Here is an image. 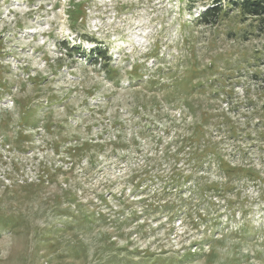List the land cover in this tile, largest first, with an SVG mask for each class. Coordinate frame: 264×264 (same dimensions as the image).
<instances>
[{
	"label": "rangeland",
	"instance_id": "374dc122",
	"mask_svg": "<svg viewBox=\"0 0 264 264\" xmlns=\"http://www.w3.org/2000/svg\"><path fill=\"white\" fill-rule=\"evenodd\" d=\"M211 3L0 0V80L11 85L0 86V264H264V160L247 130L237 140L259 180L228 182L223 194L192 189L193 179L172 186L177 169H189L196 122L217 130L214 115L243 120L248 106L257 114L237 129H253L264 110V25L227 7L199 24ZM95 43L115 79L87 55L66 56L65 46L87 54ZM203 169L202 186L221 179ZM195 211L207 213L201 232L228 235L212 255ZM199 239L197 254L184 256Z\"/></svg>",
	"mask_w": 264,
	"mask_h": 264
},
{
	"label": "trees",
	"instance_id": "16d2710c",
	"mask_svg": "<svg viewBox=\"0 0 264 264\" xmlns=\"http://www.w3.org/2000/svg\"><path fill=\"white\" fill-rule=\"evenodd\" d=\"M233 8V10L237 9L241 13H243L245 16H248L250 18H253L257 20L258 22L262 23L264 25V0H213V3H211V6H208L198 17V22L199 24L202 25H212L213 23L217 22L219 17L221 15L227 14V11L225 13V8ZM79 12V10H78ZM83 14V12H82ZM72 28H74V25H72ZM64 49L67 51L66 56L69 58L72 57H80L83 56L88 58V63L89 65L96 67L98 66L99 69H102L104 73L106 74V77L108 79L110 76L112 79L116 78L115 72L112 70V60L110 56L107 54V50L100 44L95 43L94 46H92L86 54L83 49H78L77 47L74 48H69L68 46H65ZM2 66V65H0ZM131 73V70L129 74ZM130 75H135L134 73ZM253 78H257V75L252 73ZM0 81V86H5L4 89H8L9 86H11L8 82L5 80L1 79ZM142 80L138 79L137 83H140ZM143 82V81H142ZM34 83V82H31ZM135 83V82H134ZM161 84L157 83V80L151 81V86L153 88H159ZM172 86H175V82L171 83ZM3 90V89H1ZM149 94V91H147ZM149 95H154L153 93ZM4 93L0 91V99L4 97ZM55 96V95H54ZM53 96V97H54ZM212 96H215V93H212ZM264 96V94H263ZM50 96V99H47V104L49 101L53 98ZM17 103L16 99H13ZM33 107V104H31ZM238 108V107H237ZM253 110L252 107H245L243 109V112H248L244 113L245 117L243 120H238V119H232L233 117L231 114H229L226 110L224 113H217L214 115L210 120L213 121L214 125L217 127V130L214 128H209L207 126V120H203V122L199 121L196 122V126L194 127V130L192 134L189 137V149H188V154L184 153V157L186 158L185 160L188 162V168L186 171H184V168H178L177 173H176V179L174 180L178 184H173L172 186H178L181 187L184 185L185 182L193 179L192 182V189H197L198 187H212L220 194H223L222 190L225 188L224 185L228 182H233L234 180H239L242 177H245L248 180H253V179H260L261 173H259L258 170H256V166L251 164V163H246V161L243 159L242 153V146L238 142L237 137L241 136L239 134H242L244 131L245 134L248 136L249 139L254 140L256 142V145H258L259 149L261 152L259 155L262 157L264 160V136H259V135H253V132L264 128V121L261 119L264 117V110H262V114L260 115L259 119L255 121L253 124V129L249 128H244V129H237V125L240 122H243V124H246L249 120L253 119L255 114V111H250ZM241 110H239L240 112ZM29 112L26 111L24 115H27L30 117ZM238 133V134H237ZM237 134V135H235ZM229 139V142L228 140ZM263 140V141H261ZM226 143H228L231 146L230 153L227 152L226 150ZM186 145L183 146V148ZM73 148H79V146H74ZM180 151H174L170 156H173L174 160H179L180 157L178 155ZM235 156L240 162L235 163L231 161V156ZM206 162V166L211 167L212 165L216 169H212L213 171L215 170L216 172L220 175L221 179H216L212 183H208L207 179L204 180L203 186L201 183L198 181V172L200 169H203V164ZM255 166V167H254ZM204 171V172H203ZM203 179L205 176L211 173V169H203ZM223 178V179H222ZM183 180L182 182L180 180ZM191 188V186H190ZM206 188V187H205ZM65 196H72V194L65 193ZM206 196V195H205ZM69 199H72L75 202L80 201L76 196L68 197ZM155 203V202H154ZM153 203V204H154ZM80 204V208L82 209L84 206ZM212 202V197L210 196V201H208L205 205L206 207H209ZM144 212V209H142ZM202 213H196L198 215L199 219L198 221H195V223L192 225L196 228H198L199 232L202 231V229L199 227V221L202 218H207L206 215L207 213L205 211H201ZM83 215L85 217V220L87 222H93L91 217H94V214L91 213H86V211H83ZM187 216H192L191 212L186 213ZM102 216V215H101ZM217 220H218V215L217 213L210 219V222L212 224L211 227H213L216 230L217 226ZM248 226H242L238 229L239 235L242 236L246 234V229ZM215 230H213L215 232ZM207 230L205 229L202 233L203 240L209 241V246L207 247V255H212L215 253V249L213 247V242L217 241H222L223 246L226 245V243L229 241L228 235L227 234H222L220 236V239L216 240V237H213V235L208 234L206 235ZM232 231H230L231 233ZM202 243V239H199L196 243V246L194 249L187 248L184 249L182 254H185L184 256L186 257H191L197 254L198 252V247ZM234 247H237L234 246ZM186 252V253H185ZM237 254V253H236ZM183 257V255H182ZM180 256L179 259H176L177 261H180L182 259ZM241 263V262H240Z\"/></svg>",
	"mask_w": 264,
	"mask_h": 264
}]
</instances>
